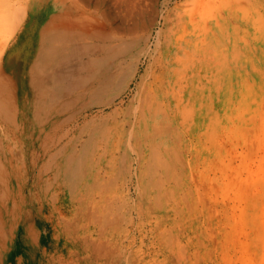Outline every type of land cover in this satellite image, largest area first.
Segmentation results:
<instances>
[{
    "label": "bare ground",
    "instance_id": "obj_1",
    "mask_svg": "<svg viewBox=\"0 0 264 264\" xmlns=\"http://www.w3.org/2000/svg\"><path fill=\"white\" fill-rule=\"evenodd\" d=\"M162 7L0 0V264H188L182 146L209 137L229 169L258 111L264 0ZM244 57L257 96L231 107Z\"/></svg>",
    "mask_w": 264,
    "mask_h": 264
},
{
    "label": "rangeland",
    "instance_id": "obj_2",
    "mask_svg": "<svg viewBox=\"0 0 264 264\" xmlns=\"http://www.w3.org/2000/svg\"><path fill=\"white\" fill-rule=\"evenodd\" d=\"M155 1L161 11L166 0ZM153 27L155 33L158 26L154 24ZM154 33L151 38L153 41ZM250 59L243 58L242 67L249 75L242 80H239L234 69V61L229 59V82L225 89L231 107L238 105V102L247 107L257 96L254 91L255 77H251L257 65L252 67ZM145 66L144 62L142 71ZM258 84L261 87L256 117L251 127L244 131L246 138L232 154L231 165L226 172L216 163L218 159L211 138L198 134L187 135L182 146L189 173L185 171L189 175L186 174L181 187L182 192L189 191L193 204L179 221L178 228L188 248V264H225L227 248L231 264H264V76L260 77ZM68 126L70 128L66 130L70 131L73 123ZM84 137L86 139L88 136ZM214 138L216 141V136ZM232 176L236 180L235 184L231 182ZM226 230L233 233L230 238H235L228 245L223 237L226 236ZM14 256L15 251L10 255L13 257L10 263L15 259Z\"/></svg>",
    "mask_w": 264,
    "mask_h": 264
}]
</instances>
